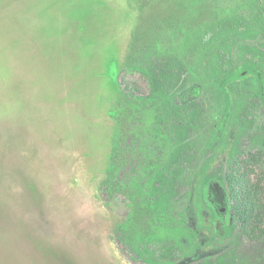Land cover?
<instances>
[{
    "label": "rangeland",
    "instance_id": "rangeland-1",
    "mask_svg": "<svg viewBox=\"0 0 264 264\" xmlns=\"http://www.w3.org/2000/svg\"><path fill=\"white\" fill-rule=\"evenodd\" d=\"M260 9L255 0H0V264H264V242L241 245L221 176L234 160L264 156L254 142L264 125L250 131L248 102L233 105L229 90L251 79L264 98L261 73L245 64L264 43ZM221 64L240 67L212 86L222 108L211 134L212 105L172 100L184 72L219 77ZM149 91L160 108L141 105ZM218 169L200 198L202 176ZM187 192L185 222H160L156 209Z\"/></svg>",
    "mask_w": 264,
    "mask_h": 264
},
{
    "label": "trees",
    "instance_id": "trees-1",
    "mask_svg": "<svg viewBox=\"0 0 264 264\" xmlns=\"http://www.w3.org/2000/svg\"><path fill=\"white\" fill-rule=\"evenodd\" d=\"M255 1L261 6L259 12V15H261V24L264 23V0ZM238 28L239 27L235 28L234 32H238ZM261 30L264 31V25H262ZM242 34H244L245 36L252 37L248 32H243ZM224 41H229L230 44L232 43L233 46L235 45L234 37L230 38V36L227 35L226 40ZM256 46L262 47V50L260 51L259 49H257ZM256 46H254L256 48L253 47L249 49L252 52V55L249 56L250 59L245 61V64L252 65L253 67H255V69L261 73L262 79L264 81V43H257ZM158 60L159 59L154 58L153 61L156 63V61ZM239 64L233 66L231 69H226L225 66L221 64L218 67V70H220L221 72V75L219 77H203V75H199V72L197 73V71H195L194 74H192V72H184L183 84L177 88V91L175 92L176 96L173 98L172 103L177 108L179 106L183 107L187 104H191L199 100H206V102L212 105L213 108L212 113L210 114L208 112L207 114V125L209 126V132L212 134L217 127V121L214 117H212V115L214 112H216L214 114H218V112H220V109L222 108V100L220 96H218L217 94V98L216 96L215 99L213 97V94L215 92L212 86H216L219 81L229 77L234 70L239 69ZM152 68L155 72L156 69L153 66ZM159 69H163V66H161V68ZM126 70L129 71V65L126 67ZM174 73L175 75H177L179 72H171V74ZM154 76L156 75L154 74ZM250 82L251 79H241L233 81L229 83V90L233 99V105L236 106L237 102L242 100H246V102H248V105L246 106L244 111V118L248 121H251L249 122L250 124L252 123L250 131H258L259 128L264 125V98L262 97L260 89L257 86H252ZM134 84L136 85V83ZM129 90L127 85L123 86V91L128 92ZM128 93L133 95L132 90ZM147 94V97L137 96L141 105L150 103L152 104V106L160 108V101H158L154 93L152 91H149ZM169 100L171 101L170 98ZM212 102L214 103L212 104ZM203 129L205 133L207 131V128L205 127ZM199 130L200 129H196L195 132L189 135V137L194 136L196 132L197 134H199ZM244 130L247 131L248 129ZM250 131H247V133ZM249 137H252V135ZM241 140L242 138L239 137L236 140L234 147L239 146ZM254 142H259V145H261V149L264 151V131L260 134V138L258 140H255ZM213 147L214 140L210 138L208 139L207 147H205L202 152L201 158L205 159L206 156H209V154L213 150ZM257 155L258 156H252L240 162L239 160H234V169L230 168V172L229 170L225 173L221 172L224 184L228 189L229 193L232 194L230 197L233 201V204L231 205V211L234 217V225L235 228H238L240 237L243 238V241L241 240V245L246 249L252 246L258 247L264 242V170L261 172L257 170V168H264V156L262 158V156H259V154ZM241 165H244L245 167ZM252 168L258 171V173H256L255 170H252ZM218 170L219 171L211 170L207 174L202 176L200 190L198 193L200 198L202 196V187L209 180L220 176L219 172L222 170ZM195 171L196 168L191 171L190 176H194ZM156 200V195L152 194L148 199V203L150 205H153ZM187 200L188 192L181 196L178 201H174L173 203L171 202L172 204L170 203V201L167 202L164 205L163 209H156V212L159 214V221L166 224H181L185 222L184 204L187 203Z\"/></svg>",
    "mask_w": 264,
    "mask_h": 264
}]
</instances>
